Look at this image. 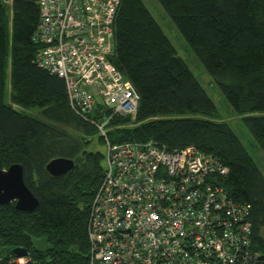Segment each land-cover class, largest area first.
<instances>
[{
    "label": "trees",
    "instance_id": "16d2710c",
    "mask_svg": "<svg viewBox=\"0 0 264 264\" xmlns=\"http://www.w3.org/2000/svg\"><path fill=\"white\" fill-rule=\"evenodd\" d=\"M157 2L264 153V0ZM38 24L37 0H0V170L19 165L38 201L31 213L0 206V264L16 248L36 264H86L89 206L104 170V155L88 147L104 142L70 110L63 80L37 66ZM113 41L111 63L139 102L134 119L111 118L109 143L153 142L219 161L227 174L215 183L250 208L252 248L264 255V177L141 0H120ZM54 159L73 170L50 176ZM40 238L51 252L34 251Z\"/></svg>",
    "mask_w": 264,
    "mask_h": 264
},
{
    "label": "built area",
    "instance_id": "2783aa9c",
    "mask_svg": "<svg viewBox=\"0 0 264 264\" xmlns=\"http://www.w3.org/2000/svg\"><path fill=\"white\" fill-rule=\"evenodd\" d=\"M119 4L37 0L33 41L41 49L35 62L63 80L69 108L96 129L105 147L89 206L86 264H264V255L252 248L250 208L233 203L215 183L227 171L213 157L107 140L111 118L134 119L139 102L111 63ZM3 264L36 260L27 252Z\"/></svg>",
    "mask_w": 264,
    "mask_h": 264
},
{
    "label": "rangeland",
    "instance_id": "374dc122",
    "mask_svg": "<svg viewBox=\"0 0 264 264\" xmlns=\"http://www.w3.org/2000/svg\"><path fill=\"white\" fill-rule=\"evenodd\" d=\"M141 1L162 30L163 34L169 40L177 55L182 59L199 85L205 91L208 98L211 100L221 121L225 122L230 127L264 177V153L260 149L258 143L250 136L241 122V119L234 115L229 103L225 100L210 76L206 73L199 59L191 51L180 32L171 22L157 0ZM6 74V84L8 85V70ZM27 113L30 114L32 111H27ZM88 150L93 152L97 151L102 155L105 154L104 145L98 143L89 146Z\"/></svg>",
    "mask_w": 264,
    "mask_h": 264
},
{
    "label": "water",
    "instance_id": "95a60500",
    "mask_svg": "<svg viewBox=\"0 0 264 264\" xmlns=\"http://www.w3.org/2000/svg\"><path fill=\"white\" fill-rule=\"evenodd\" d=\"M74 163L66 159H54L46 165V172L52 177H60L69 173ZM13 204L19 212H34L38 206L37 199L26 188L23 182V171L19 165H12L7 170H0V206ZM34 251L45 254L52 251L46 238L31 241ZM27 251L21 248L11 250V256L21 258Z\"/></svg>",
    "mask_w": 264,
    "mask_h": 264
},
{
    "label": "bare ground",
    "instance_id": "6f19581e",
    "mask_svg": "<svg viewBox=\"0 0 264 264\" xmlns=\"http://www.w3.org/2000/svg\"><path fill=\"white\" fill-rule=\"evenodd\" d=\"M36 57V56H35ZM71 110V109H70ZM74 115V114H73ZM76 116V115H75ZM78 117V119H79V116H77ZM107 140H108V138H107ZM168 151V150H167ZM171 152V151H170ZM210 156V155H209ZM217 161V160H216ZM219 162V161H218ZM222 167H224V166H222ZM222 178H223V176H222ZM218 179V178H217ZM216 183H218L219 184V182H216ZM221 187H223V188H225L224 186H221ZM227 193V192H226ZM230 200H232L231 198H230ZM249 220V219H248Z\"/></svg>",
    "mask_w": 264,
    "mask_h": 264
}]
</instances>
